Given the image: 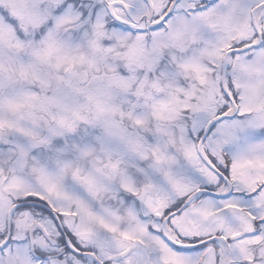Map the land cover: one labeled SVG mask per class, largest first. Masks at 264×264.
I'll list each match as a JSON object with an SVG mask.
<instances>
[{
  "label": "snow or ice",
  "instance_id": "1",
  "mask_svg": "<svg viewBox=\"0 0 264 264\" xmlns=\"http://www.w3.org/2000/svg\"><path fill=\"white\" fill-rule=\"evenodd\" d=\"M0 264H264V0H0Z\"/></svg>",
  "mask_w": 264,
  "mask_h": 264
}]
</instances>
